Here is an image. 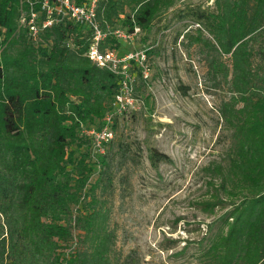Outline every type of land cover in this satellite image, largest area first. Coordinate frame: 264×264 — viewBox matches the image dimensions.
Returning a JSON list of instances; mask_svg holds the SVG:
<instances>
[{"label":"trees","instance_id":"obj_1","mask_svg":"<svg viewBox=\"0 0 264 264\" xmlns=\"http://www.w3.org/2000/svg\"><path fill=\"white\" fill-rule=\"evenodd\" d=\"M174 1L101 0L97 17L103 28L122 27L115 20L124 15L128 31L148 30ZM216 5V12L198 17L220 52L232 59L235 95L222 108L233 130L231 154L214 167L210 196L202 202L211 213L228 208L225 230L206 253L209 264H261L264 44L254 69L251 43L264 32V0H218ZM28 13L25 0H0V264H127L114 257L111 212L95 193L99 181L84 194L94 170L92 154L76 157L71 150L82 140L93 145L83 130L102 127L119 79L85 55L90 31L64 21L34 42L21 23ZM110 42L119 45L108 38L102 48ZM150 158L154 165L170 161L157 150ZM74 241L77 247L66 253Z\"/></svg>","mask_w":264,"mask_h":264},{"label":"rangeland","instance_id":"obj_2","mask_svg":"<svg viewBox=\"0 0 264 264\" xmlns=\"http://www.w3.org/2000/svg\"><path fill=\"white\" fill-rule=\"evenodd\" d=\"M217 2L175 0L150 29H141L130 42L108 45L122 55L149 49V76L136 70L135 107L115 120L114 138L103 151L83 140L71 150L76 157L92 154L94 170L84 194L99 181L95 193L110 209L114 257L121 262L209 264L211 240L225 230L228 208L211 213L202 207L214 167L227 162L233 141L222 115L224 103L235 95L232 59L220 52L198 17L216 12ZM125 17L115 22L127 30ZM263 44L261 32L251 43L254 69L261 64ZM154 150L170 161L152 164ZM73 243L66 253L77 247Z\"/></svg>","mask_w":264,"mask_h":264},{"label":"built area","instance_id":"obj_3","mask_svg":"<svg viewBox=\"0 0 264 264\" xmlns=\"http://www.w3.org/2000/svg\"><path fill=\"white\" fill-rule=\"evenodd\" d=\"M100 1L84 0L80 4L75 0H25L29 6V13L21 18V23L25 25L29 37L34 42L39 40L44 30L64 21H71L90 31L92 40L85 55L93 64L108 69L118 77L119 89L110 111L103 120L102 127L83 130L93 139L94 148L99 152L103 151L105 144L114 138L115 120L135 107L136 70L143 78H147L150 72L147 56L149 49L136 53L131 51L122 55L108 46L102 48L108 38L116 40L118 44L123 41L130 42L141 32V28L135 26L133 31L113 26L103 28L97 17ZM67 46L74 47L73 39L67 40Z\"/></svg>","mask_w":264,"mask_h":264}]
</instances>
